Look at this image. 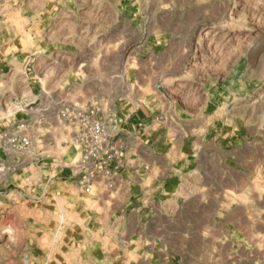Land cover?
I'll return each instance as SVG.
<instances>
[{
    "label": "rangeland",
    "instance_id": "1",
    "mask_svg": "<svg viewBox=\"0 0 264 264\" xmlns=\"http://www.w3.org/2000/svg\"><path fill=\"white\" fill-rule=\"evenodd\" d=\"M1 93L0 264H264V0H0ZM92 101L179 119L159 186H76Z\"/></svg>",
    "mask_w": 264,
    "mask_h": 264
},
{
    "label": "crops",
    "instance_id": "2",
    "mask_svg": "<svg viewBox=\"0 0 264 264\" xmlns=\"http://www.w3.org/2000/svg\"><path fill=\"white\" fill-rule=\"evenodd\" d=\"M12 97L9 93L0 94L1 114L5 115L6 108L14 104ZM28 102L30 103L29 100ZM104 103L109 105L111 112L116 116L114 125L119 130L118 139L124 148V165L116 178L117 185H126L131 188L135 184L143 185L147 180L148 190L159 186L164 178L163 168L166 170L172 168L165 156L172 154L176 149L173 146L176 140L172 133L177 132L179 119L167 116L163 110L164 106L159 112L150 114L142 105L125 110L120 108L116 102ZM28 107H33V105L30 103ZM14 124L15 120L8 121L6 116L0 117V132H9ZM163 145H169L168 149L163 148ZM70 170L73 172L72 168ZM181 215L179 211L171 213L165 210L160 204L154 211H147L143 216L147 221L140 225L142 229L151 227L156 233H163L166 226L176 227L178 225L176 218Z\"/></svg>",
    "mask_w": 264,
    "mask_h": 264
},
{
    "label": "built area",
    "instance_id": "3",
    "mask_svg": "<svg viewBox=\"0 0 264 264\" xmlns=\"http://www.w3.org/2000/svg\"><path fill=\"white\" fill-rule=\"evenodd\" d=\"M60 116L71 122L78 146L76 158L71 163L76 186L83 194L92 196L94 189L113 190L116 178L124 165V148L115 127L116 116L107 103L92 101L85 109H65ZM17 152L30 146V140L21 136L9 141ZM147 169V167H144Z\"/></svg>",
    "mask_w": 264,
    "mask_h": 264
}]
</instances>
